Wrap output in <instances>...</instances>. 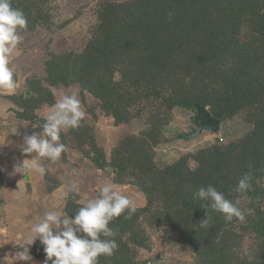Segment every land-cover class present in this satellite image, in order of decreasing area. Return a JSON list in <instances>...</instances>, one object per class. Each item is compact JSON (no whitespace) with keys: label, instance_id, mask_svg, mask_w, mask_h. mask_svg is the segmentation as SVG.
<instances>
[{"label":"trees","instance_id":"1","mask_svg":"<svg viewBox=\"0 0 264 264\" xmlns=\"http://www.w3.org/2000/svg\"><path fill=\"white\" fill-rule=\"evenodd\" d=\"M44 1H27L19 8L30 13L27 21L49 27L45 12L49 2ZM161 1L175 6L160 3L159 10L134 21L114 15L109 5L102 6L97 34L85 50L54 55L48 63L49 85L77 83L102 99L106 113L116 118H126L135 104L158 101L155 115L146 123L149 131L120 145L126 154L117 155L114 165L116 174H128L131 183L143 189L148 207L131 218L125 212L110 222L117 231L118 248L112 256H100L98 264H139L130 253L148 244L145 224L165 225L194 253L192 264H264V1ZM116 73L122 78L115 87ZM29 90L35 96L22 95L18 113L36 121L37 106L53 105L52 94L40 83ZM197 105L209 107L221 125L244 113L252 130L227 144L217 139L193 155L196 168H190L186 158L160 168L155 149L164 141L162 131L173 110L196 113ZM45 122L39 120L41 129ZM95 161L101 168L107 165L98 149ZM245 173L252 177L249 201L236 190ZM208 185L233 202L240 201L244 219L226 221L213 212L210 201L196 194ZM81 207L68 205L66 211L74 218ZM249 208L255 212L249 214ZM208 212L209 226L199 227ZM245 233L253 246L246 248ZM31 249L45 259L39 240Z\"/></svg>","mask_w":264,"mask_h":264},{"label":"rangeland","instance_id":"2","mask_svg":"<svg viewBox=\"0 0 264 264\" xmlns=\"http://www.w3.org/2000/svg\"><path fill=\"white\" fill-rule=\"evenodd\" d=\"M27 1L31 0H11V4L12 7L20 9ZM46 1L49 2L45 11L49 15V27L33 24L28 19L27 26L19 30L23 40L9 62V67L14 72L16 89L12 93L0 91V264H43L44 260L35 256L31 248L32 261H19L16 257V252L22 250L19 245L31 235V227L46 211L60 212L61 219L73 218L66 211L67 206L74 205L75 209L85 206L88 200L98 198L100 188L106 183L115 185L122 195L133 200L137 210H143L149 204L143 189L132 184L128 174H116L115 158L119 154H126L119 147L128 138L141 137L149 131L146 123L155 115L158 101L150 99L147 103L135 104L126 118H116L106 113L104 109L107 105H104L102 99L94 97L77 83L49 85L48 63L54 55L81 53L85 50L93 35L97 34L102 6L105 8V5H109V9L114 10V15L126 21H134L148 17L151 15L150 11L159 10L162 4L174 7L175 3L159 2L160 0L44 2ZM23 12L29 17V12ZM115 77L118 79L116 84L122 75L116 73ZM37 83H40L41 88L50 91L53 105L64 95L75 94L85 116L81 122L82 127L61 132L59 143H63L66 150L61 153L60 158L56 162L40 158L39 162L45 168V173L40 175L33 172L30 178L27 174L15 171L16 165L36 155L23 154L21 146L25 144V137L43 135L39 120L46 121L45 116L52 105L44 103L37 106L36 121L25 120L18 113L19 98L22 95L30 98L35 96L29 89ZM195 117L196 113L191 110H173L171 121L162 131L164 141L155 149L154 160L160 168L172 165L182 158L187 159L190 168H196V158L193 155L210 148L217 139L221 144H227L240 140L241 136H246L252 130V126L245 120V114L241 113L225 120L217 134L205 132L195 139L186 138L185 135L191 128L196 127ZM97 149L105 155L107 161L103 168L95 163ZM164 226L145 224L149 241L143 248L131 249L133 262H194L195 256L190 248L182 244L176 235L169 234ZM245 238L246 248L253 246L250 234L245 233ZM37 242L38 239L33 246Z\"/></svg>","mask_w":264,"mask_h":264},{"label":"clouds","instance_id":"3","mask_svg":"<svg viewBox=\"0 0 264 264\" xmlns=\"http://www.w3.org/2000/svg\"><path fill=\"white\" fill-rule=\"evenodd\" d=\"M26 26L27 18L24 12L12 7L11 0H0V91L12 93L16 89L14 72L9 67V62L11 55L23 40L19 30ZM84 116L77 96L64 95L52 105L45 116L43 135L25 137V144L21 146L22 153L36 155L16 165L15 171L27 174L30 178L33 172L43 175L45 168L40 164V158L56 162L66 150V146L59 143L61 132L69 128H79ZM236 190L245 201L251 199L248 195L253 191L250 174L242 175ZM196 194L200 199L210 201L211 210L220 213L226 221H231L234 217L244 219L242 210L238 207L240 201L233 202L226 198L216 187L201 186ZM136 211V203L133 200L122 195L115 185L106 183L100 188L98 198L88 200L74 218L61 219V213L58 211L44 212L43 217L31 227V235L19 245L22 250L16 252V257L19 261H32L30 248L38 239L43 245V264H98L100 256H112L118 248L114 239L117 231L109 227L110 222L125 212L126 218H131ZM247 211L253 214L255 209L249 208ZM205 215L206 218L200 221L201 228H207L211 221L209 212Z\"/></svg>","mask_w":264,"mask_h":264},{"label":"water","instance_id":"4","mask_svg":"<svg viewBox=\"0 0 264 264\" xmlns=\"http://www.w3.org/2000/svg\"><path fill=\"white\" fill-rule=\"evenodd\" d=\"M195 109L196 117L194 119V124L196 127L191 128V131L186 134V137L189 139H195L198 136H202L205 132L217 134L220 131L221 122L213 118L207 108L197 105ZM156 264H161V262Z\"/></svg>","mask_w":264,"mask_h":264},{"label":"built area","instance_id":"5","mask_svg":"<svg viewBox=\"0 0 264 264\" xmlns=\"http://www.w3.org/2000/svg\"><path fill=\"white\" fill-rule=\"evenodd\" d=\"M223 139H221V141H222Z\"/></svg>","mask_w":264,"mask_h":264}]
</instances>
